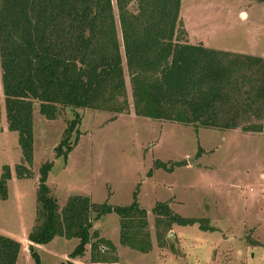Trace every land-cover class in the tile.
<instances>
[{
  "label": "trees",
  "instance_id": "1",
  "mask_svg": "<svg viewBox=\"0 0 264 264\" xmlns=\"http://www.w3.org/2000/svg\"><path fill=\"white\" fill-rule=\"evenodd\" d=\"M181 5L182 0H0L1 81L9 130L18 132L22 150L17 177H33L35 101L48 119L66 107L128 112L125 65L138 115L197 128L264 130V57L180 40ZM80 122L76 113L55 149L57 158L67 160L78 144ZM53 166L46 161L40 168L37 219L28 235L36 264L43 263L35 245L58 236L79 239L71 259L60 264H74L88 244L92 263L119 264L115 243L93 231L94 222L112 212L120 217L122 245L144 253L153 249L149 212L137 191L126 206L96 203L83 194L61 206L48 184ZM11 178L6 164L1 200L9 197ZM153 213L160 240L173 224L210 228L174 212L168 202H158ZM21 248L19 240L0 233V264H17Z\"/></svg>",
  "mask_w": 264,
  "mask_h": 264
},
{
  "label": "rangeland",
  "instance_id": "2",
  "mask_svg": "<svg viewBox=\"0 0 264 264\" xmlns=\"http://www.w3.org/2000/svg\"><path fill=\"white\" fill-rule=\"evenodd\" d=\"M116 14L118 20L117 9ZM181 28L182 41L264 56V2L182 0ZM125 71L128 112L66 107L57 119H48L35 101L33 177L19 178L22 150L18 132L9 130L0 67V176L4 165L12 168L9 197L0 199V233L22 243L17 264H36L28 235L36 224L40 168L46 161H54L48 184L61 206L74 194L126 206L138 192L149 212V253L120 243L115 212L94 222L93 231L115 243L119 264H264V130L197 128L138 115L127 65ZM76 113L81 116L78 144L67 160L57 158L55 149ZM158 202L210 228L173 224L160 240L153 213ZM78 243L58 236L35 248L43 264H60L71 259ZM91 251L88 244L74 264H94Z\"/></svg>",
  "mask_w": 264,
  "mask_h": 264
},
{
  "label": "crops",
  "instance_id": "3",
  "mask_svg": "<svg viewBox=\"0 0 264 264\" xmlns=\"http://www.w3.org/2000/svg\"><path fill=\"white\" fill-rule=\"evenodd\" d=\"M181 7H182V5H181ZM180 16H181V13H180ZM191 43V42H190ZM192 44H196V45H199V44H203V43H192ZM204 46H206V47H209V48H214V47H211V46H208V45H206V44H203ZM214 49H217V50H223V51H231V52H239V51H234V50H224V49H221V48H214ZM239 53H244V52H239ZM245 54H247V53H245ZM251 55H253V54H251ZM257 56H259V55H257ZM264 57V56H263ZM264 194V192H262V195Z\"/></svg>",
  "mask_w": 264,
  "mask_h": 264
},
{
  "label": "water",
  "instance_id": "4",
  "mask_svg": "<svg viewBox=\"0 0 264 264\" xmlns=\"http://www.w3.org/2000/svg\"><path fill=\"white\" fill-rule=\"evenodd\" d=\"M171 235H173V232H171Z\"/></svg>",
  "mask_w": 264,
  "mask_h": 264
}]
</instances>
